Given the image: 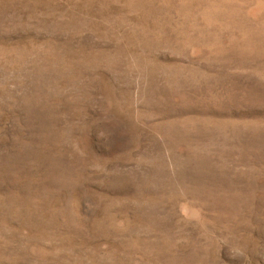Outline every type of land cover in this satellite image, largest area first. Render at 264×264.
Listing matches in <instances>:
<instances>
[{"label": "rangeland", "instance_id": "rangeland-1", "mask_svg": "<svg viewBox=\"0 0 264 264\" xmlns=\"http://www.w3.org/2000/svg\"><path fill=\"white\" fill-rule=\"evenodd\" d=\"M0 264H264V0H0Z\"/></svg>", "mask_w": 264, "mask_h": 264}]
</instances>
